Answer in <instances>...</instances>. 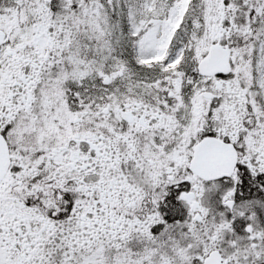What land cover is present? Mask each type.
Listing matches in <instances>:
<instances>
[{
	"label": "snow or ice",
	"instance_id": "1",
	"mask_svg": "<svg viewBox=\"0 0 264 264\" xmlns=\"http://www.w3.org/2000/svg\"><path fill=\"white\" fill-rule=\"evenodd\" d=\"M0 264H264V0H0Z\"/></svg>",
	"mask_w": 264,
	"mask_h": 264
}]
</instances>
